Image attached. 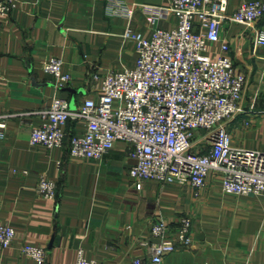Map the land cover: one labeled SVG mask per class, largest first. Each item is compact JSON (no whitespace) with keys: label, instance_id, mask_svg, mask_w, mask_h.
Instances as JSON below:
<instances>
[{"label":"crops","instance_id":"0c3cea01","mask_svg":"<svg viewBox=\"0 0 264 264\" xmlns=\"http://www.w3.org/2000/svg\"><path fill=\"white\" fill-rule=\"evenodd\" d=\"M114 1L133 10L132 18L108 15ZM114 1L20 0L1 21L0 123L7 130L0 140V225H10L16 237L10 249L0 248V264H36L22 255L26 245L48 249L47 264H75L80 252L99 264L150 263L153 224L175 227L183 217L193 221L194 245L178 248L163 264H264V198L226 194L215 176L199 196L188 185L152 181L138 190L129 174L135 163L122 142L99 162L72 159L67 145H30L32 129L54 98L75 109L98 96L91 74L135 67L136 46L123 37L128 26L145 37L177 27L167 10L171 0ZM250 1L229 0L228 13ZM145 6L163 8L155 26ZM260 32L264 18L222 28L235 68L247 80L241 112L227 121V130L235 147L264 152V46L255 45ZM209 55L217 59L220 46H211ZM50 58L63 60L72 76L64 90L57 91L43 71ZM65 130L83 134L85 125L71 121ZM42 177L56 182L55 201L38 196Z\"/></svg>","mask_w":264,"mask_h":264},{"label":"built area","instance_id":"2783aa9c","mask_svg":"<svg viewBox=\"0 0 264 264\" xmlns=\"http://www.w3.org/2000/svg\"><path fill=\"white\" fill-rule=\"evenodd\" d=\"M19 5L20 0H0V30L3 17ZM228 5L229 0H171L167 10L177 19L174 30L154 29L145 37L128 26L123 37L136 46L135 67L104 76L91 74L90 84L98 96L75 109L54 98L41 112V124L32 129L30 145L62 149L68 123H83L85 132L71 140L70 157L99 162L117 143H125L135 163L129 174L138 190L152 181L188 185L199 196L215 176L226 194L264 198V152L235 147L227 130V121L241 112L247 80L236 70L222 38L226 23L249 26L263 19L264 0L244 3L231 14ZM144 11L155 26L164 10L145 6ZM107 14L131 19L133 10L114 1ZM213 45L220 46L215 60L209 55ZM255 45L264 46V32L258 33ZM43 71L52 77L57 91L72 82L61 59H48ZM6 130V124L0 123V140ZM36 191L40 198L55 201L58 186L42 177ZM192 229L189 217L175 227L157 221L151 228L154 241L147 244L150 263L138 259L133 264H163L178 248L191 249ZM15 237L10 225H0L2 250L10 249ZM21 253L36 264L48 263L46 248L26 245ZM75 264L99 263L80 252Z\"/></svg>","mask_w":264,"mask_h":264},{"label":"trees","instance_id":"16d2710c","mask_svg":"<svg viewBox=\"0 0 264 264\" xmlns=\"http://www.w3.org/2000/svg\"><path fill=\"white\" fill-rule=\"evenodd\" d=\"M70 123V122H69ZM69 123H68V125H69ZM67 125V126H68ZM66 140H65V146L67 145L68 146V148H69V153H70V144H71V140H72V138H73V136L74 135H68L67 134V131H66Z\"/></svg>","mask_w":264,"mask_h":264},{"label":"rangeland","instance_id":"374dc122","mask_svg":"<svg viewBox=\"0 0 264 264\" xmlns=\"http://www.w3.org/2000/svg\"><path fill=\"white\" fill-rule=\"evenodd\" d=\"M198 139L194 140V142L196 143Z\"/></svg>","mask_w":264,"mask_h":264}]
</instances>
